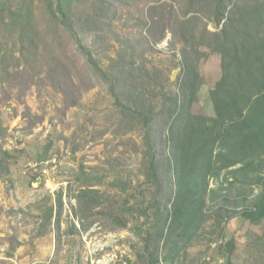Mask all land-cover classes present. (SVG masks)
<instances>
[{
    "label": "rangeland",
    "instance_id": "obj_1",
    "mask_svg": "<svg viewBox=\"0 0 264 264\" xmlns=\"http://www.w3.org/2000/svg\"><path fill=\"white\" fill-rule=\"evenodd\" d=\"M133 1L115 0L112 33L88 45L102 66L124 41L148 45L147 68L160 69L166 88L176 91L182 44L172 17L185 0ZM25 14L23 29L10 40L0 36V264H141L136 232L148 231L151 218L123 212L128 200L139 204L152 191L139 173L141 133L119 123L105 87L75 62L69 34L50 23L45 0H33ZM204 17L196 15L197 23ZM199 72L202 86L192 110L212 115L209 91L220 78L219 56L209 53ZM227 176L209 183V220L172 262L162 259V250L160 264H226L228 258L231 264H264V213L242 215L257 196L264 203V180L229 185ZM86 188L104 194L106 204L79 199ZM120 219L125 228L117 226Z\"/></svg>",
    "mask_w": 264,
    "mask_h": 264
},
{
    "label": "trees",
    "instance_id": "obj_2",
    "mask_svg": "<svg viewBox=\"0 0 264 264\" xmlns=\"http://www.w3.org/2000/svg\"><path fill=\"white\" fill-rule=\"evenodd\" d=\"M184 2L180 14L172 17L173 34L182 44V76L177 90L169 91L163 72L144 63L148 45L124 41L115 56H107L104 66L88 45L112 33L118 19L115 0H45L50 23L69 34L77 53L75 62L81 61L85 72L105 87L119 123L128 132L141 133L139 173L152 191L149 200L143 196L139 204L128 200L123 206L125 213L151 218L148 231L136 232L141 264H160L165 248L162 259L172 262L209 220L204 208L211 180L217 181L222 173L228 175L229 185L254 186L264 180V0ZM32 3L2 1L0 36L10 40L18 28H24L25 12ZM201 11L206 19L202 24L196 19ZM209 53L219 56L221 70L209 91L212 115L192 110L202 86L199 65ZM117 182L112 186L118 187ZM120 190L126 192L125 187ZM78 198L95 207L107 201L90 188L81 190ZM261 213V195L242 211L248 219ZM46 215L52 218V207ZM126 224L120 219L117 226ZM233 249L230 240L228 255ZM226 264H231L229 258Z\"/></svg>",
    "mask_w": 264,
    "mask_h": 264
}]
</instances>
